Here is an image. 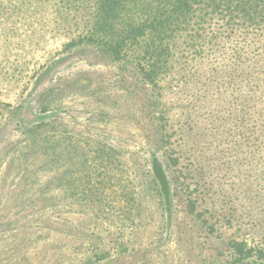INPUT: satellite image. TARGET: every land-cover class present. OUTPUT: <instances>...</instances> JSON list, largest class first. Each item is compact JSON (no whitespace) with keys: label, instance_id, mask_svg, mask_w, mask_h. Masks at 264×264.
<instances>
[{"label":"rangeland","instance_id":"obj_1","mask_svg":"<svg viewBox=\"0 0 264 264\" xmlns=\"http://www.w3.org/2000/svg\"><path fill=\"white\" fill-rule=\"evenodd\" d=\"M92 4L0 0V264H264V27L178 21L149 73Z\"/></svg>","mask_w":264,"mask_h":264},{"label":"trees","instance_id":"obj_2","mask_svg":"<svg viewBox=\"0 0 264 264\" xmlns=\"http://www.w3.org/2000/svg\"><path fill=\"white\" fill-rule=\"evenodd\" d=\"M128 3L132 11L143 8V14L141 17L132 15L125 22L123 18L128 12L124 8ZM92 7L96 14L93 28L85 33L88 42H99L115 59L133 44L144 47L149 73L155 70L156 59L160 57L164 62L181 39L189 46L205 41L201 34L195 38L198 33L180 32L176 28L178 21L190 23L193 19L197 23L205 18L210 21L221 17L227 24L244 28L264 27V0H94ZM261 127L260 124L258 138L264 137ZM154 172L160 189L167 195L168 180L164 171L156 165Z\"/></svg>","mask_w":264,"mask_h":264}]
</instances>
